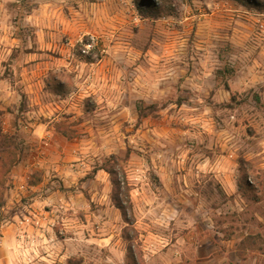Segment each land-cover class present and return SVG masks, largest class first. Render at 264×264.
<instances>
[{"label":"rangeland","instance_id":"1","mask_svg":"<svg viewBox=\"0 0 264 264\" xmlns=\"http://www.w3.org/2000/svg\"><path fill=\"white\" fill-rule=\"evenodd\" d=\"M262 21L254 0H0L1 122L18 160L0 179V228L18 230L8 264H95L112 245L128 264L110 176L93 171L111 155L143 264H264ZM14 117L48 122L53 144Z\"/></svg>","mask_w":264,"mask_h":264},{"label":"trees","instance_id":"2","mask_svg":"<svg viewBox=\"0 0 264 264\" xmlns=\"http://www.w3.org/2000/svg\"><path fill=\"white\" fill-rule=\"evenodd\" d=\"M151 6V8H144L138 3V9L141 13H144V10H155L154 6ZM15 147H17L15 136L3 130L0 112V179L2 178V182L3 179L7 178V174L18 162V160L13 157V149H15ZM97 170H104L110 176L112 186L111 201L115 208L120 211L122 219L125 223L122 230V239L127 243V262L128 264H143L140 250L138 247L134 246L133 235L130 234V232L135 234V220L129 196L130 184L123 169L122 161L118 157L111 155L106 159L103 165L99 168L93 169L94 172ZM2 182L0 183L1 188L3 187Z\"/></svg>","mask_w":264,"mask_h":264},{"label":"crops","instance_id":"3","mask_svg":"<svg viewBox=\"0 0 264 264\" xmlns=\"http://www.w3.org/2000/svg\"><path fill=\"white\" fill-rule=\"evenodd\" d=\"M3 81H5L4 77H0V87H1V84L3 83ZM2 94L0 93V99H1ZM79 96H76L75 98L76 99H79L78 98ZM5 98V96H4ZM3 98V99H4ZM4 101V100H3ZM0 109H2L0 107ZM42 108H40V111L38 112L37 111V115H48L49 113L55 111L57 112L58 109H61L58 105L57 107L55 108H52V109H49L48 112L46 113H43V111L41 110ZM64 112L63 113H78V108L77 107H73V103L70 102V104L68 106H65L64 108ZM1 114H2V111L0 110ZM4 115H8V112L7 113H4ZM14 121H10L8 122V125L12 126V129L15 128V126L17 125L18 127H20L21 129H25L27 130V132L29 133V138L32 139V141H43V143L47 146V145H52V140L48 141V139L46 138V136L50 135V131L48 129V131H46V127L48 125V122L45 123V122H42V121H39L38 119H34V120H31L29 123H27V125L25 124H20V122H16L15 123V117L13 119ZM4 129V128H3ZM48 153V152H47ZM50 161V159L48 160ZM46 161H44L43 159H37V161L35 162V164H38V165H45L46 166ZM202 167H205L206 168V163L203 164L202 163ZM224 174V173H223ZM224 177H227L226 175H223ZM172 179H174L173 176H170ZM180 178V175H176V179ZM227 193L229 195L232 194V192L230 191H227ZM33 229V228H32ZM31 229L32 233H33V230ZM17 228H16V224L14 223H10V224H5L4 226H2L0 228V264H8L9 263V260L11 258H13L14 254L17 253L19 251V249L17 248L18 247V241H17ZM51 236H46L44 234H41V235H38V236H35V235H31V238L33 240V243L36 241L37 242H47V240L49 239V241L51 240H54L52 238H50ZM58 246V241L55 245L53 246H49V250H51V255L53 257H57V259H59L60 261L63 260H66L68 258V255H67V252L66 251H63L62 249H58L56 248ZM48 247V246H47ZM53 248V250H52ZM47 255H50V254H47Z\"/></svg>","mask_w":264,"mask_h":264},{"label":"clouds","instance_id":"4","mask_svg":"<svg viewBox=\"0 0 264 264\" xmlns=\"http://www.w3.org/2000/svg\"><path fill=\"white\" fill-rule=\"evenodd\" d=\"M156 4L160 3V0H155ZM254 3L258 7H264V0H254ZM261 26L264 27V21L261 22ZM87 47L85 48V52H87ZM203 79V77L201 78ZM261 144L264 145V140L261 141ZM157 223L161 224L163 227H167V223L164 221H157ZM108 253L111 255H103L99 253L97 249V255L93 257H89V259L93 260L95 264H124V251L122 246L112 245L107 249ZM151 259V257H149Z\"/></svg>","mask_w":264,"mask_h":264},{"label":"built area","instance_id":"5","mask_svg":"<svg viewBox=\"0 0 264 264\" xmlns=\"http://www.w3.org/2000/svg\"><path fill=\"white\" fill-rule=\"evenodd\" d=\"M82 47H83L81 49L82 54L85 55L96 54V49H98L97 38L94 35L89 34L88 39L82 44ZM86 47L88 49L87 52H85Z\"/></svg>","mask_w":264,"mask_h":264}]
</instances>
